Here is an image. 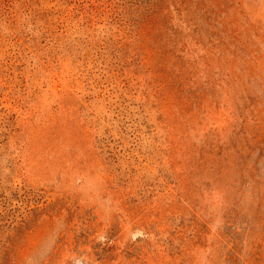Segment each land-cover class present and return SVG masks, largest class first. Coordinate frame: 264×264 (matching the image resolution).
Instances as JSON below:
<instances>
[{
	"label": "rangeland",
	"instance_id": "374dc122",
	"mask_svg": "<svg viewBox=\"0 0 264 264\" xmlns=\"http://www.w3.org/2000/svg\"><path fill=\"white\" fill-rule=\"evenodd\" d=\"M0 264H264V0H0Z\"/></svg>",
	"mask_w": 264,
	"mask_h": 264
}]
</instances>
